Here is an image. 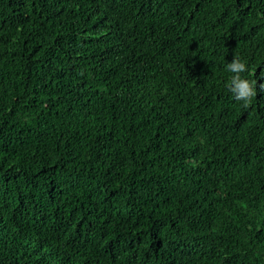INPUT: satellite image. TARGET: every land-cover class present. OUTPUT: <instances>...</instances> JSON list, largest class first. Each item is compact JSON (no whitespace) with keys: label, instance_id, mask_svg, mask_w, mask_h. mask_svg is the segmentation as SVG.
Instances as JSON below:
<instances>
[{"label":"trees","instance_id":"16d2710c","mask_svg":"<svg viewBox=\"0 0 264 264\" xmlns=\"http://www.w3.org/2000/svg\"><path fill=\"white\" fill-rule=\"evenodd\" d=\"M0 264H264V0H0Z\"/></svg>","mask_w":264,"mask_h":264},{"label":"clouds","instance_id":"9594fccd","mask_svg":"<svg viewBox=\"0 0 264 264\" xmlns=\"http://www.w3.org/2000/svg\"><path fill=\"white\" fill-rule=\"evenodd\" d=\"M226 72L230 76L225 81V87L234 101L242 107H248L257 96L256 81L250 78L248 63L238 56H234L225 65Z\"/></svg>","mask_w":264,"mask_h":264}]
</instances>
